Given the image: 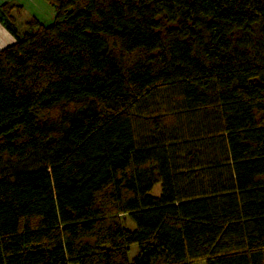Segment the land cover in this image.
Returning a JSON list of instances; mask_svg holds the SVG:
<instances>
[{"label": "trees", "instance_id": "trees-1", "mask_svg": "<svg viewBox=\"0 0 264 264\" xmlns=\"http://www.w3.org/2000/svg\"><path fill=\"white\" fill-rule=\"evenodd\" d=\"M44 1L0 6V264H264V0Z\"/></svg>", "mask_w": 264, "mask_h": 264}, {"label": "rangeland", "instance_id": "rangeland-1", "mask_svg": "<svg viewBox=\"0 0 264 264\" xmlns=\"http://www.w3.org/2000/svg\"><path fill=\"white\" fill-rule=\"evenodd\" d=\"M3 4L8 5V15L13 17L17 30L20 33L26 29V24L32 19H36L45 26L51 25L54 20V11L44 0H7V2H3ZM2 26L4 31L6 30L8 32L5 25L2 24ZM158 192L159 185L154 188V194ZM126 224L128 225V228H134V224L129 220H127ZM137 252V245H132L128 253L130 261L136 256ZM196 264L202 263L197 262Z\"/></svg>", "mask_w": 264, "mask_h": 264}, {"label": "crops", "instance_id": "crops-1", "mask_svg": "<svg viewBox=\"0 0 264 264\" xmlns=\"http://www.w3.org/2000/svg\"><path fill=\"white\" fill-rule=\"evenodd\" d=\"M3 2H7V0H0V5H2ZM2 24L3 23L0 21V50L14 42V38L6 30L4 31Z\"/></svg>", "mask_w": 264, "mask_h": 264}]
</instances>
